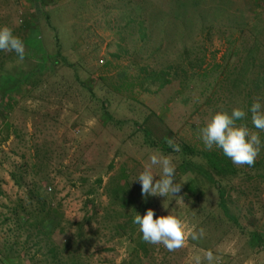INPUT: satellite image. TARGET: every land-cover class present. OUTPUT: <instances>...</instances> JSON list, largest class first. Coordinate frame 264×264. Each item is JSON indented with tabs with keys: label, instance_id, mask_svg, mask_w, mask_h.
<instances>
[{
	"label": "rangeland",
	"instance_id": "1",
	"mask_svg": "<svg viewBox=\"0 0 264 264\" xmlns=\"http://www.w3.org/2000/svg\"><path fill=\"white\" fill-rule=\"evenodd\" d=\"M0 25L25 44L23 61L2 51L13 58L4 67L14 75L0 71V264L50 262L16 222L35 208L32 184L40 180L61 206L64 230L52 240L64 258H71L65 247L75 238L73 225L84 223L86 247L77 253L85 264H189L205 250L218 264H264V148L251 167L237 166L199 138L213 113L233 108L248 113L238 124L258 131L248 109L264 106V0H0ZM168 66L178 74L171 85L141 87L143 68ZM167 139L213 153L230 173L218 175L197 157L211 181L183 175L180 152L150 145ZM157 150L176 164L177 180L187 181L182 200L142 197L131 181ZM123 188L128 205L111 204L110 191ZM148 209L154 219L172 212L206 236L175 252L145 242V257L138 229L129 240L119 226Z\"/></svg>",
	"mask_w": 264,
	"mask_h": 264
},
{
	"label": "clouds",
	"instance_id": "2",
	"mask_svg": "<svg viewBox=\"0 0 264 264\" xmlns=\"http://www.w3.org/2000/svg\"><path fill=\"white\" fill-rule=\"evenodd\" d=\"M0 51L14 52L19 61L25 59V44L13 34L12 28L0 25ZM248 112L251 113V123L258 131H251L244 121L248 113L240 108H233L230 113L217 111L200 129L199 138L206 149L221 150L232 164L251 167L264 148L259 132H264V106L260 102L253 103ZM169 147L179 152L180 146L172 140L167 141ZM153 168L159 170L154 174ZM154 177H159L154 179ZM177 167L173 161L160 151H154L149 156V163L131 181H136L141 187V196L179 197L183 183L177 180ZM170 201V200H169ZM152 209L143 215L136 213L133 224L137 226L144 242L151 245H162L168 252L184 248L186 242L201 241L206 232L203 228H187L184 221L176 214L169 212L164 216H156ZM189 264H218L217 257L212 251L205 250L203 255L197 253L189 258Z\"/></svg>",
	"mask_w": 264,
	"mask_h": 264
},
{
	"label": "trees",
	"instance_id": "3",
	"mask_svg": "<svg viewBox=\"0 0 264 264\" xmlns=\"http://www.w3.org/2000/svg\"><path fill=\"white\" fill-rule=\"evenodd\" d=\"M135 3V2H134ZM139 10V11H137ZM134 11L141 13L142 10L140 8L139 3L135 4ZM139 16V15H138ZM140 17V16H139ZM141 24V23H140ZM25 26V25H24ZM23 29L24 27H20ZM25 29V28H24ZM149 36V35H148ZM143 40H149V37H147V34H145L142 38ZM55 41L57 43V38H55ZM12 57H5L2 51H0V71H3L7 75L13 76V73L5 72L6 69L4 65L12 60ZM7 60V62H6ZM174 70L173 66H168L166 69H150L147 70V68H143L141 70V75L144 78L143 83L141 84V87H147L148 85H154L157 89H163L166 86H169L172 84L173 80L176 79L177 73L175 72V78L172 77L171 71ZM34 72L27 73V76L24 78V82H27L29 79H31L34 75ZM181 77L185 80L186 78V72L185 70H181ZM6 97L3 95L0 96V100L3 102ZM249 104H251L249 102ZM102 112L106 110V103H103L100 105ZM105 115V112L103 113ZM145 136L149 137L150 133L145 132ZM165 142L159 141V142H152L151 147L161 150L168 154H174L175 151L169 147L167 141ZM180 154L182 155L181 162L179 164V170L183 175H191L195 173L196 175H199L200 177L211 181L209 174L204 171L201 166H199L196 162L192 160V158H200L202 159L206 165L214 171L218 175H227L229 174L230 170L227 171L226 167L224 169V166L219 164V162L216 159V156L213 153L207 152V151H198L189 145L182 144L180 146ZM100 179H98L95 183H100ZM193 183V181H190ZM19 183V182H18ZM33 189L31 190V195L33 196V199H35V208L33 211L28 214V216H25L26 218L20 219L19 217L16 218V222L18 224V229L21 231L23 230L28 234L27 239L34 238L37 240V245H39V249L44 250L46 252L47 258L50 260L48 264H85V261H82V254L84 253H77V249H84L86 247L85 241V231L83 229L84 223H79L76 225H73V227L76 229L75 238L71 241V244L68 247H65L69 252V255L71 258H64L65 256V249H60L59 246H57L53 240L52 237L54 235V232L59 229V231H63L64 228L62 227V224L64 223L63 220V213L59 210L61 208L60 204L54 203L53 194H48L45 191L44 185H42V180L40 181H34ZM215 188L220 190L221 188L218 186V184H215ZM47 189L50 190V188L47 187ZM123 195L127 196V189L123 188L120 191H114L109 193V199L110 203L117 205L118 203H123V206H127L128 203L126 200L123 199ZM147 207V205L144 203L139 204L138 210L143 212V210ZM219 208L224 214H227V205L224 200V196L222 191H220L219 195ZM17 210L14 211V213H18ZM109 210L106 211L105 215L107 218V215L109 214ZM111 213V212H110ZM92 215L95 216V214L92 212ZM94 216L86 217L87 222H90L93 220ZM108 219L114 220V217L112 214H109ZM86 222V221H85ZM70 226V225H69ZM136 228L137 226H133V222L129 219V221L124 222L121 226H119V229L123 232L122 236H126L129 240L132 239L134 234L136 235ZM25 229V230H24ZM137 241H138V247L140 248V251L145 257H148V252L146 250V244L143 241L141 234L138 232L137 235ZM67 242V241H66ZM64 247V246H63ZM89 248V247H88ZM80 250V251H81ZM6 261L8 258H5ZM34 260H30L29 264H37L33 263ZM131 264V263H130Z\"/></svg>",
	"mask_w": 264,
	"mask_h": 264
}]
</instances>
